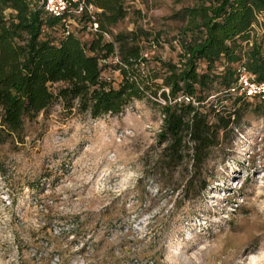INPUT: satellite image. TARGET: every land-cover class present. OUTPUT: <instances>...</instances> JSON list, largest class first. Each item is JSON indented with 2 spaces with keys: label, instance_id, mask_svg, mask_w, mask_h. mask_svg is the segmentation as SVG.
Here are the masks:
<instances>
[{
  "label": "rangeland",
  "instance_id": "1",
  "mask_svg": "<svg viewBox=\"0 0 264 264\" xmlns=\"http://www.w3.org/2000/svg\"><path fill=\"white\" fill-rule=\"evenodd\" d=\"M192 3L125 0L111 31L140 27L150 64L175 61L172 13ZM71 27L90 36L77 19ZM263 27L258 14L250 34ZM101 75L119 78L109 64ZM206 99L226 116L229 100ZM246 100L193 172L196 194L183 186L190 159L160 158L161 113L145 98L95 117L54 102L18 135L0 131V264H264V102Z\"/></svg>",
  "mask_w": 264,
  "mask_h": 264
},
{
  "label": "trees",
  "instance_id": "2",
  "mask_svg": "<svg viewBox=\"0 0 264 264\" xmlns=\"http://www.w3.org/2000/svg\"><path fill=\"white\" fill-rule=\"evenodd\" d=\"M68 1L93 7L75 16L80 31L89 30L88 38L73 29L65 33L60 18L37 0H0V131L18 135L25 119L54 102L95 117L145 98L161 113L160 158L168 167L186 155L191 173L183 186L198 193L204 181L193 183V172L216 143L218 130L238 118L241 103L247 102L246 95L229 88L240 72L264 81V27L250 34L258 14L264 25V0H193L181 6L172 13L182 21L177 58H158L157 64L143 55L140 41L149 32L140 27L111 31L127 12L125 0ZM45 28L60 33L55 40L42 36ZM108 57L114 60L107 62ZM107 64L119 74L114 83L101 75ZM218 91L229 100L225 117L206 99L213 94L220 100ZM258 96L264 102V95Z\"/></svg>",
  "mask_w": 264,
  "mask_h": 264
},
{
  "label": "built area",
  "instance_id": "3",
  "mask_svg": "<svg viewBox=\"0 0 264 264\" xmlns=\"http://www.w3.org/2000/svg\"><path fill=\"white\" fill-rule=\"evenodd\" d=\"M38 4H40L46 12L58 16L63 23L64 32H68L72 30L71 23L76 24L75 16L78 15L83 8L87 10V12H91L93 7L91 5H86L82 1H79L75 6L70 4L68 0H37ZM96 23L94 21L91 22V29H94ZM104 36L108 37L107 33H104ZM248 79V77H247ZM245 73L240 72L236 85H233L229 89L231 91H238L243 93L246 96H251L253 94H261L264 95V81L255 82L248 79L247 81Z\"/></svg>",
  "mask_w": 264,
  "mask_h": 264
}]
</instances>
